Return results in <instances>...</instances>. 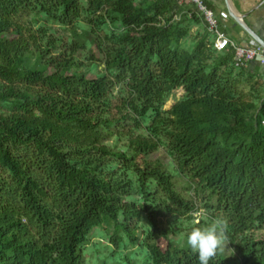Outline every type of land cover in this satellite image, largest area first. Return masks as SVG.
Instances as JSON below:
<instances>
[{
    "label": "trees",
    "instance_id": "16d2710c",
    "mask_svg": "<svg viewBox=\"0 0 264 264\" xmlns=\"http://www.w3.org/2000/svg\"><path fill=\"white\" fill-rule=\"evenodd\" d=\"M214 36L186 0H0V264H199L198 202L209 264H264V66Z\"/></svg>",
    "mask_w": 264,
    "mask_h": 264
},
{
    "label": "crops",
    "instance_id": "0c3cea01",
    "mask_svg": "<svg viewBox=\"0 0 264 264\" xmlns=\"http://www.w3.org/2000/svg\"><path fill=\"white\" fill-rule=\"evenodd\" d=\"M206 1L209 2L216 15L220 31L237 46L246 47L256 40L246 35L243 28L236 23L230 14L229 6L251 34L258 35L264 40V0H230L229 4L227 0ZM200 30H202L201 27H194L193 35H197ZM249 65L255 68L261 65V61L257 59L251 61Z\"/></svg>",
    "mask_w": 264,
    "mask_h": 264
},
{
    "label": "rangeland",
    "instance_id": "374dc122",
    "mask_svg": "<svg viewBox=\"0 0 264 264\" xmlns=\"http://www.w3.org/2000/svg\"><path fill=\"white\" fill-rule=\"evenodd\" d=\"M49 27H51L53 29V31L59 36H70L69 30H64L63 28L56 26V25H49ZM179 47L181 49H185V50H190V51L193 50L195 47V38L190 36L189 38L183 40ZM91 77H93V74L91 75ZM185 94H186V91L184 89H180V90L176 91V94L167 103L166 110L171 111L177 105V102L180 101L184 97ZM159 155L162 159V162H164V164L166 165L167 170H169L170 172L175 174L174 167L172 165H169V159L166 157L164 152L163 151L159 152ZM175 181H176V187L177 188H180V189L182 188L181 190L183 192L186 191V193H191L194 197L196 196L195 190L192 188L189 180L186 177H184L182 175H178L175 177ZM198 205H199L200 209L197 213H195L194 221L199 220V222H200L199 225H201L203 223L201 227L209 226L213 222H215V220L211 219V217L213 216L212 211H209L207 209H203L201 203H199V202H198ZM171 220H173V219H171ZM182 221H184V223H185L186 219H184ZM194 221H192L191 223L188 224L189 229H192L194 227V225H196V223ZM184 226H187V223H185ZM104 232H105V228L95 230L92 237H90V242H89L87 247H90L93 244L101 241V239L103 238ZM103 239L105 240V238H103ZM222 254L227 258L228 257H233V258L235 257L233 250L230 248V246L226 242H225L224 252ZM89 261L90 260H88V262ZM139 263H137V264H139ZM90 264H93V261L92 262L90 261Z\"/></svg>",
    "mask_w": 264,
    "mask_h": 264
},
{
    "label": "clouds",
    "instance_id": "9594fccd",
    "mask_svg": "<svg viewBox=\"0 0 264 264\" xmlns=\"http://www.w3.org/2000/svg\"><path fill=\"white\" fill-rule=\"evenodd\" d=\"M199 225V220L194 221ZM225 225L215 221L209 226L193 227L186 237L187 246L198 254L199 264H209L210 260L224 252Z\"/></svg>",
    "mask_w": 264,
    "mask_h": 264
},
{
    "label": "built area",
    "instance_id": "2783aa9c",
    "mask_svg": "<svg viewBox=\"0 0 264 264\" xmlns=\"http://www.w3.org/2000/svg\"><path fill=\"white\" fill-rule=\"evenodd\" d=\"M193 2L199 13L203 16L208 30L215 35L214 47L217 51H224L228 47H233L236 52V58L239 63L251 62L260 59L261 65L264 66V47L257 41L251 42L249 46H237L219 29V22L217 21L214 11L206 4L205 0H186ZM184 2V0H182Z\"/></svg>",
    "mask_w": 264,
    "mask_h": 264
},
{
    "label": "water",
    "instance_id": "95a60500",
    "mask_svg": "<svg viewBox=\"0 0 264 264\" xmlns=\"http://www.w3.org/2000/svg\"><path fill=\"white\" fill-rule=\"evenodd\" d=\"M227 1L229 4L230 0H227ZM229 9H230L231 16L235 19L236 23L239 24L243 28V31L245 32V34L250 35L253 39H255L258 43H260L264 47V40L258 35L251 34L249 32V30L247 29V27L235 16V14L233 13V10H231L230 6H229Z\"/></svg>",
    "mask_w": 264,
    "mask_h": 264
}]
</instances>
